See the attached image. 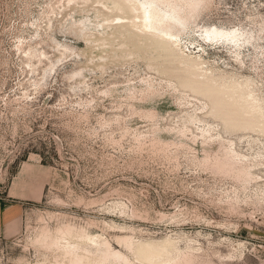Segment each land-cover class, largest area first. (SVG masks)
Returning <instances> with one entry per match:
<instances>
[{"label": "rangeland", "instance_id": "rangeland-1", "mask_svg": "<svg viewBox=\"0 0 264 264\" xmlns=\"http://www.w3.org/2000/svg\"><path fill=\"white\" fill-rule=\"evenodd\" d=\"M99 1L0 0V264L51 259L44 225L101 264H264V0H192L182 51Z\"/></svg>", "mask_w": 264, "mask_h": 264}, {"label": "bare ground", "instance_id": "bare-ground-1", "mask_svg": "<svg viewBox=\"0 0 264 264\" xmlns=\"http://www.w3.org/2000/svg\"><path fill=\"white\" fill-rule=\"evenodd\" d=\"M67 1L70 2L71 0ZM112 1L114 3V9L120 12L110 17L113 35L119 36L126 33H134L139 38L158 39L164 44H168L182 51L177 41L173 38L174 33L172 32V26L178 31L181 29V18L190 9L193 2L192 0ZM99 2H101L102 11L105 12L108 6L102 0ZM203 34L208 40L224 38L235 41L238 39L236 30H227L216 26L209 28L205 27L203 29ZM29 55V59L35 58L38 62L47 59L43 51L39 53L31 52ZM185 56L190 55L186 54ZM194 58H196V56H194ZM200 64L201 62H195L191 65L192 73L204 77L206 76L207 69H204V65L201 66ZM207 81L212 85L215 79L213 77H207ZM232 82L233 83L230 85L232 87L231 95H233L235 88L239 86L238 82ZM240 99L246 103L247 107L252 112L260 113V117H264V113L262 112L263 107L259 103V99L252 95V91L244 92ZM33 243H35L37 248H44L51 254V256L49 255L51 259L39 264H101L100 255L93 254L89 244L96 243L99 248L101 247V242L100 240L88 236L68 235L57 230L53 231L48 226L44 225L36 232Z\"/></svg>", "mask_w": 264, "mask_h": 264}]
</instances>
